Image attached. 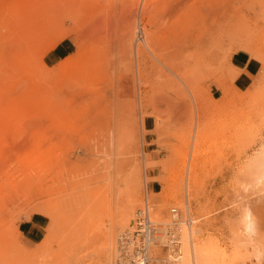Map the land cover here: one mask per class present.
Listing matches in <instances>:
<instances>
[{"label":"rangeland","instance_id":"obj_1","mask_svg":"<svg viewBox=\"0 0 264 264\" xmlns=\"http://www.w3.org/2000/svg\"><path fill=\"white\" fill-rule=\"evenodd\" d=\"M173 1L0 0V264H72L107 238L111 264L145 200L163 222L187 207L193 241L227 264H264L239 219L263 190L243 186L264 148V0L198 2L203 25L176 38ZM237 51L261 66L244 91ZM127 184L137 204L121 225ZM25 221L41 222L37 240L17 233Z\"/></svg>","mask_w":264,"mask_h":264},{"label":"bare ground","instance_id":"obj_2","mask_svg":"<svg viewBox=\"0 0 264 264\" xmlns=\"http://www.w3.org/2000/svg\"><path fill=\"white\" fill-rule=\"evenodd\" d=\"M198 2H200L202 4L204 2V0H174L173 3H169V4L173 5V11L177 15L176 18L173 20L174 22L172 21L173 23L170 25V30H171V31H169L171 34L170 37L176 38L178 36L177 34H179L180 31H183L181 29V26H183L182 24L187 23L188 19H190V18L198 20L199 25H201V26L203 25L204 22H203V19L201 17L202 13L199 12V9L197 7ZM147 6H148L147 4L145 6H143V12L144 13H146V11L148 10ZM166 6H167V4H166ZM170 7H172V6L170 5ZM170 9L172 11V8H170ZM204 9H207V8H204ZM227 11H228V9H227ZM172 12H171V16L174 15V14H172ZM169 14H170V11H169ZM204 14H205V12H204ZM204 17H205V15H204ZM186 28H187V26H186ZM188 29H189V27H188ZM141 30L142 29H140V31ZM126 34H127V32H126ZM142 35H143V32H142ZM185 35H186V33H185ZM148 36H149V34L148 35L146 34L145 39L143 38L141 40H142V45H144L145 49L150 50L151 49L150 46L152 44L151 40L155 36L152 37L151 40L149 39ZM150 36H151V34H150ZM153 40H155V39H153ZM146 51H148V50H146ZM193 102H195V101H193ZM200 107H201L200 104H198L199 109L197 108V106L195 107L198 109L196 114H197V117H198L197 119L199 122H200V114H202V110ZM198 129L200 132L199 127H197V131H198ZM197 131H196V133H197ZM250 161H251L250 164L247 165L248 168H246V177L248 174L249 182L244 184L243 190L249 189V186L252 187L253 189H258L260 186V187H262L263 190L261 188H259L262 190V192L258 191L259 194L261 193V196L257 194L258 198L256 195L254 196L257 198L256 200L251 201V200H249L250 199L249 198V199H246V201L241 203L242 205L240 208V218H239L241 220L240 222H242L243 233L241 230V234L245 235V238L243 239L244 243H248L256 254H264V188H263L264 187V148H262L259 151V153L252 160L250 159ZM192 176L193 175H191V177H190L191 181L193 179ZM127 185L125 186L127 189L126 204H125V208L123 211L124 213L122 212L124 215L123 214L122 215L117 214L118 215V216H116L117 220H115V221H117V224H121V225L129 224V221L131 220L130 218L132 217V212L134 213L133 210L137 204V195L138 194L135 192L134 186L133 185L127 186ZM185 209H187V207L186 208L184 207L183 210H181V209L180 210L182 212H185L186 211ZM153 210H155V209H153ZM153 210H152L151 216H150L152 220L157 221L158 223H162V224H166L169 222V220H170L169 214L166 215L167 221L163 222V220L160 221V219H163V217L160 218V216L158 214V213H160L161 209L158 210L159 212L154 211L155 212L154 214H153ZM188 210L189 209H187V211ZM161 213H163V212H161ZM52 217L54 219L55 226H57L59 228V226H61V219H60L59 214H56ZM194 224H195V221H193V219H192V221L190 222L189 225H187V227L183 226L181 229V232H180V236H181V248H180L181 257H180V259H178L179 264H227L228 260H229L227 258V255L217 253V250L214 248V247H216L215 245L214 246L213 245H206V244L201 245L200 243L199 244L195 243L197 241H195V242L193 241L194 234L197 235V233H198V230H196V229L192 230ZM128 228H129V226L127 225L125 230ZM109 240L110 239L107 238L100 244L99 248H97V251H96V252H98L97 254L86 255V256L74 255L73 257H71L72 264H108L109 259L106 258L105 254H108V253L110 254V252H111L110 250H112V246H111V244H109V242H110ZM111 254H112V252H111ZM95 255H96V257H95ZM103 256H105V257H103ZM96 258L98 260H96ZM229 258H231V257H229ZM233 260H230L231 263H234ZM67 262L68 261H66V264H67ZM110 262H112V261H110ZM18 264H21V263H18ZM47 264H48V262H47Z\"/></svg>","mask_w":264,"mask_h":264},{"label":"built area","instance_id":"obj_3","mask_svg":"<svg viewBox=\"0 0 264 264\" xmlns=\"http://www.w3.org/2000/svg\"><path fill=\"white\" fill-rule=\"evenodd\" d=\"M142 38V32L138 31L137 39ZM152 208L145 200L136 210L129 228L117 236L113 264H179L180 232L192 217L186 209L182 212L178 207H171L169 222L162 224L151 219Z\"/></svg>","mask_w":264,"mask_h":264},{"label":"crops","instance_id":"obj_4","mask_svg":"<svg viewBox=\"0 0 264 264\" xmlns=\"http://www.w3.org/2000/svg\"><path fill=\"white\" fill-rule=\"evenodd\" d=\"M57 50L62 53V55L67 52V49L63 44H61ZM209 55L208 59L212 63H221L223 61L224 56L219 50H211ZM229 61L239 73L235 84L239 87V89L244 91L259 73L261 68L260 63L252 59L250 55L244 51L232 53ZM212 97L215 98V92L212 94ZM152 189H155L154 185H152ZM42 228L43 226L41 225V222L25 221L18 225L17 233L28 242H32L39 238V231L42 232Z\"/></svg>","mask_w":264,"mask_h":264}]
</instances>
